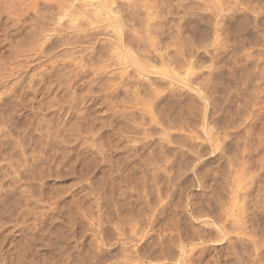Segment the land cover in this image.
Here are the masks:
<instances>
[{
	"label": "rangeland",
	"instance_id": "obj_1",
	"mask_svg": "<svg viewBox=\"0 0 264 264\" xmlns=\"http://www.w3.org/2000/svg\"><path fill=\"white\" fill-rule=\"evenodd\" d=\"M18 1L0 3V264H264V0Z\"/></svg>",
	"mask_w": 264,
	"mask_h": 264
},
{
	"label": "bare ground",
	"instance_id": "obj_2",
	"mask_svg": "<svg viewBox=\"0 0 264 264\" xmlns=\"http://www.w3.org/2000/svg\"><path fill=\"white\" fill-rule=\"evenodd\" d=\"M11 1H13V0H11ZM19 1H20V0H19ZM19 1H18V2H19ZM47 1H48V0H47ZM126 1H127V0H126ZM129 1H130V0H129ZM1 2H2V0H0V3H1ZM18 2H16V3H18ZM26 2H27V1H26ZM32 2H33V1H32ZM32 2H31V4H32ZM94 2H95V1H94ZM106 2L108 3V1H106V0H98V1L95 2V3H91V5H94V7H92V9H91V10H93L92 12L97 13L96 10H98V9L101 8V7L107 6V5H106V4H107ZM137 2H138V1H137ZM155 2H157V1H155ZM34 3L36 4V2H34ZM139 3H140V2H139ZM220 3H221V2H220ZM1 4H2V3H1ZM3 4H5V3H3ZM12 4H13V3H12ZM14 4H15V3H14ZM21 4H23V3H21ZM31 4H30V5H31ZM131 4H132V3H131ZM131 4H130V6L132 7L133 5H131ZM214 4H215V3H214ZM217 4H218V3H216V5H217ZM27 5H29V3H28ZM43 5H44V4H43ZM5 6H7V5H5ZM24 6H25V5H24ZM86 6H88V5H86ZM86 6H85V7H86ZM139 6H142V5H139ZM220 6H221V5H220ZM7 7H8V6H7ZM19 7H20V6H19ZM50 7H51V5H50ZM89 7H90V6H89ZM144 7H146V6H144ZM149 7H150V6H149ZM3 8H4V7H3ZM10 8H12V7H9V10H12V9H10ZM42 8H43V7H42ZM133 8H134V7H133ZM153 8H154V7H153ZM155 8H156V7H155ZM175 8H176V7H175ZM15 9H16V8H15ZM15 9H14V10H15ZM24 9H25V8H24ZM28 9H29V8H28ZM44 9H45V8H44ZM58 9H59V8H58ZM80 9H81V8H80ZM139 9H140V8H139ZM141 9H142V8H141ZM147 9H149V8H147ZM167 9H168V8H167ZM172 9H173V8H172ZM5 10H6V9H5ZM31 10H32V9H31ZM99 10H100V9H99ZM111 10H112V9H111ZM174 10H175V9H174ZM27 11H28V10H27ZM112 11H113V10H112ZM148 11H149V10H148ZM156 11H157V10H156ZM156 11H155V12H156ZM176 11H177V10H176ZM10 12H11V11H10ZM16 12H19V11H16ZM16 12H13V13H16ZM23 12H24V10H23ZM90 12H91V11H90ZM100 12H101V11H100ZM135 12H136V11H135ZM3 13H4V12H3ZM3 13H2V14H3ZM21 13H22V12H21ZM36 13H38V12H36ZM52 13H53V12H52ZM95 13H93V15H94ZM115 13H116V12H115ZM6 14H7V13H6ZM85 14H86V13H85ZM98 14H99V11H98ZM100 14H101V13H100ZM107 14H108V13H106V15H107ZM172 14H173V12H172ZM0 15H1V14H0ZM3 15H4V14H3ZM9 15L11 16V14H9ZM14 15H15V14H14ZM23 15H24V14H23ZM23 15H22V16H23ZM32 15H33V14H32ZM67 15H68V14H67ZM93 15H92V16H93ZM108 15L110 16V14H108ZM134 15H135V14H134ZM136 15H137V14H136ZM191 15H192V14H191ZM223 15H225V14H223ZM7 16H8V15H7ZM10 16H9V17H10ZM61 16H62V15H61ZM83 16H84V15H83ZM90 16H91V15H90ZM94 16H96V15H94ZM111 16H112V15H111ZM149 16H150V15H149ZM154 16H155V15H154ZM156 16H157V15H156ZM3 17H4V16H3ZM12 17H13V16H12ZM25 17H26V15H25ZM98 17H99V16H98ZM98 17H97V18H98ZM107 17H108V16H107ZM112 17H113V16H112ZM112 17H110V18H112ZM115 17H116V16H115ZM13 18H14V17H13ZM62 18H63V17H62ZM92 18H93V17H92ZM95 18H96V17H95ZM95 18H94V19H95ZM97 18H96L95 20H97ZM101 18H102V17H101ZM116 18H117V17H116ZM121 18H122V17H121ZM150 18H151V16H150ZM174 18H175V17H174ZM191 18H192V17H191ZM237 18H238V17H237ZM7 19H8V18H7ZM16 19H17V18H16ZM16 19H15V20H16ZM18 19H19V18H18ZM94 19H93V21H94ZM98 19H99V18H98ZM165 19H166V18H165ZM172 19H173V18H172ZM12 20H13V19H12ZM32 20H33V19H32ZM35 20H36V19H35ZM35 20H34V21H35ZM112 20H113V18H112ZM240 20H241V19H240ZM9 21H10V20H9ZM13 21H14V20H13ZM16 21H17V20H16ZM97 21H98V20H97ZM99 21H100V20H99ZM165 21H166V20H165ZM214 21H215V20H214ZM229 21H230V20H229ZM244 21H245V20H244ZM90 22H91V21H90ZM111 22H113V21H111ZM220 22H221V21H220ZM246 22H247V20H246ZM246 22H245V23H246ZM31 23H32V22H31ZM166 23H167V22H166ZM217 23H218V22H217ZM231 23H232V22H231ZM99 24H100V23H99ZM205 24H206V23H205ZM213 24H214V23H213ZM34 25H35V24H34ZM34 25H33V26H34ZM228 25H229V24H228ZM28 26H29V25H28ZM65 26H66V25H65ZM87 26H88V25H87ZM115 26H116V25H115ZM197 26H198V25H197ZM213 26H214V25H213ZM215 26H216V25H215ZM3 27H5V26H4V24L2 23V21H1V16H0V30L3 29ZM10 27H11V26H10ZM159 27H160V26H159ZM205 27H206V26H205ZM35 28H36V27H35ZM60 28H61V27H60ZM145 28H146V27H145ZM237 28H238V27H237ZM4 29H5V28H4ZM117 29H118V28H117ZM248 29H249V28H248ZM29 30L31 31V29H29ZM40 30H41V28H40ZM196 30H197V29H196ZM198 30H199V29H198ZM4 31H5V30H4ZM27 31H28V30H27ZM63 31H64V30H63ZM95 31H96V30H95ZM105 31H106V30H105ZM116 31H117V30H116ZM128 31H129V30H128ZM235 31H236V30H235ZM254 31H255V30H254ZM2 32H3V31H2ZM32 32H33V30H32ZM97 32H98V31H97ZM118 32H119V31H117V35H118L119 38H121V37L119 36L120 34H118ZM142 32H143V31H142ZM147 32H148V31H147ZM169 32H170V31H169ZM0 33H1V32H0ZM92 33H93V32H92ZM145 33H146V32H145ZM5 34H6V33H5ZM10 34H11V33H10ZM14 34H15V33H14ZM35 34H36V33H35ZM38 34H39V33H38ZM138 34H139V33H138ZM167 34H168V33H167ZM1 35H2V33H1ZM1 35H0V37H1ZM3 35H4V33H3ZM12 35H13V34H12ZM32 35H34V34H32ZM144 35H145V34H144ZM63 36H64V34H63ZM121 36H122V35H121ZM145 36H146V35H145ZM4 37H5V35H4ZM96 37H97V36H96ZM104 37H105V36H104ZM216 37H217V36H216ZM258 37H259V36H258ZM119 38H118V40H117L118 44H119V42H120V40H121V39L119 40ZM150 38H151V37H150ZM154 38H155V37H154ZM154 38H153V39H154ZM29 39H30V37H29ZM116 39H117V38H116ZM159 39H160V38H159ZM161 39H162V38H161ZM16 40H17V39H16ZM30 40H31V39H30ZM95 40H96V39H95ZM151 40H152V39H151ZM10 41H11V40H10ZM35 41H36V40H35ZM99 41H100V40H99ZM37 42H39V41H37ZM46 42H47V41H46ZM93 42H94V41H93ZM43 43H44V42H43ZM110 43H111V42H110ZM120 43H121V42H120ZM156 43H157V42H156ZM37 44H38V46H40L39 43H36V45H37ZM91 44H92V43H91ZM114 44H116V43H111L110 45H114ZM118 44H116L117 49H118V46H117ZM59 45H60V44H59ZM134 45H136V44H134ZM122 46H123V45H122ZM27 47H28V46H27ZM33 47H34V44H33ZM40 47H41V46H40ZM112 47H114V48L112 49V51L117 50L116 47H115V45L112 46ZM112 47H111V48H112ZM136 47H137V46H136ZM21 48H22V47H21ZM29 48H30V47H29ZM119 48H120V47H119ZM141 48H142V47H141ZM16 49H17V48H16ZM125 49H126V48H125ZM31 50H32V49H31ZM38 50H39V49H38ZM40 50H41V49H40ZM45 50H46V49H45ZM52 50H53V49H52ZM67 50H68V49H67ZM119 50H120V49H119ZM119 50H118V51H119ZM11 51H12V50H11ZM25 51H26V50H25ZM25 51H23V52H25ZM33 51H34V50H33ZM14 52H15V51H14ZM14 52H13V53H14ZM19 52H20V51H19ZM21 52H22V51H21ZM50 52H51V51H50ZM114 52H115V51H114ZM129 52H130V51H129ZM129 52H128V54H129ZM11 53H12V52H11ZM11 53H9V54L11 55ZM29 53H30V52H29ZM36 53H37V52H36ZM67 53H68V52H67ZM111 53H112V52H111ZM115 53H117V52H115ZM119 53H120V52H119ZM235 53H237V52H235ZM235 53H234V54H235ZM19 54H20V53H19ZM40 54H41V53H40ZM14 55H15V54H14ZM23 55H24V54H23ZM68 55H69V54H68ZM118 55H119V54H118ZM118 55H117V58L119 57V58H118L119 60H118L117 58H116V59L118 60V62H120V58L122 59V57H121L120 55H119V56H118ZM15 56H16V55H15ZM63 56H65V55H63ZM122 56H124V55H122ZM132 56H133V55H132ZM1 57H2V56H1ZM11 57H12V56H11ZM11 57H10V58H11ZM13 57H14V56H13ZM61 57H62V56H61ZM65 57H66V56H65ZM65 57H63V58H65ZM107 57H108V56H107ZM129 57L132 58V57H131V54L129 55ZM215 57H216V56H215ZM17 58H18V57H17ZM23 58H24V57H23ZM26 58H28V57L26 56ZM48 58H49V57H48ZM63 58H62V59H63ZM125 58H127V57H123L122 60H125ZM133 58H134V57H133ZM210 58H211V57H210ZM18 59H19V58H18ZM50 59H51V58H50ZM112 59H113V58H112ZM103 60H105V59H103ZM122 60H121L120 63L123 62ZM131 60H132V59H129L128 61H126V64H125V62H124L123 64H124V65H127V62H130V63L133 62L132 64H133L135 67H136V65H137V67L140 66L139 68H137V70L140 69V68L142 67V66L140 65L141 62H139V63H135V62H134L135 58H134L133 61H131ZM23 61H24V60H23ZM135 61H136V60H135ZM13 62H14V61H13ZM219 62H220V61H219ZM21 63H22V62H21ZM51 63H52V62H51ZM96 63H97V62H96ZM96 63H95V64H96ZM107 63H108V62H107ZM130 63H129V64H130ZM243 63H244V62H243ZM11 64H12V63H11ZM17 64H18V63H17ZM109 64H110V63H109ZM84 65H86V64H84ZM121 65H122V64H121ZM124 65H123V66H124ZM142 65H143V63H142ZM243 65H245V64H243ZM52 66H53V65H52ZM80 66H81V65H80ZM94 66H95V65H94ZM100 66H101V65H100ZM104 66H105V65H104ZM112 66H113V65H112ZM127 66H128V65H127ZM12 67H13V66H12ZM17 67H19V66L16 65V68H17ZM32 67H33V65H32ZM49 67H50V66H49ZM49 67H48V68H49ZM124 67H125V66H124ZM124 67H123V69H125ZM143 67H144V66H143ZM149 67H150V66H149ZM26 68H27V67H26ZM48 68H47V69H48ZM13 69H14V68H13ZM13 69H12V70H13ZM134 69H135V68H134ZM141 69L144 70L143 68H141ZM216 69H217V68H216ZM104 70H105V69H104ZM220 70H221V69H220ZM60 71H61V70H60ZM140 71H141V70H140ZM38 72H39V71H38ZM219 72H220V71H219ZM234 72H235V71H234ZM251 72H252V71H251ZM16 73H17V72H16ZM80 73H81V71H80ZM99 73H100V71H99ZM122 73H123V72H122ZM125 73H126V72H125ZM147 73H148V72H147ZM10 74H11V72H10ZM10 74H9V75H10ZM14 74H15V73H14ZM21 74H22V73H21ZM41 74H42V73H41ZM44 74H45V73H44ZM46 74H47V73H46ZM46 74H45V75H46ZM81 74H82V73H81ZM94 74H95V73H94ZM97 74H98V73H97ZM221 74H222V73H221ZM16 75H17V74H16ZM26 75H27V74H26ZM29 75H30V74H29ZM34 75H35V74H34ZM42 75H43V74H42ZM124 75H125V74H124ZM7 76H8V75H7ZM10 76H11V75H10ZM19 76H20V75H19ZM31 76H32V74H31ZM40 76H41V75H40ZM4 77H5V76H4ZM28 77H30V76H28ZM28 77L26 76V78H28ZM36 77H37V76H36ZM43 77H44V76H43ZM244 77H246V76H244ZM0 78H1V77H0ZM13 78H14V77H13ZM37 78H38V77H37ZM41 78H42V77H41ZM127 78H128V77H127ZM2 79H3V78H2ZM5 79H7V78H5ZM17 79H19V78H17ZM22 79H23V76H22ZM31 79H32V78H31ZM31 79H30V81H32L34 78H33L32 80H31ZM59 79H60V78H59ZM36 80H37V79H36ZM40 80H41V79H40ZM0 81H1V80H0ZM5 81H6V80H5ZM13 81H14V79H13ZM13 81H12V82H13ZM25 81H26V80H25ZM54 81H55V80H54ZM26 82H27V81H26ZM26 82H25V83H26ZM33 82H34V80H33ZM37 82H38V81H37ZM43 82H44V81H43ZM8 83H9V82H8ZM45 83H46V82H45ZM58 83H59V82H58ZM115 83H116V82H115ZM247 83H248V81H247ZM247 83H246V84H247ZM249 83H250V82H249ZM14 84H15V83H14ZM18 84H19V82H18ZM27 84H28V85L25 84V85L27 86V88H28L27 90H28V91H29V90L34 91V88L32 89L33 85L29 84V79H28V83H27ZM36 84H37V83H36ZM215 84H216V83H215ZM243 84H244V83H243ZM12 85H13V84H12ZM12 85H11V86H12ZM13 86H14V85H13ZM106 86H107V85H106ZM212 86H214V85H212ZM243 86H244V85H243ZM246 86H247V85H246ZM67 87H68V86H67ZM67 87H66V88H67ZM103 87H104V86H103ZM241 87H242V86H241ZM17 88H18V87H17ZM25 88H26V87H24L23 89H25ZM107 88H108V87H107ZM193 88H194V87H193ZM245 88H246V87H245ZM7 89H8V88H7ZM13 89H14V88H13ZM36 89H37V88H36ZM48 89H49V88H48ZM105 89H106V88H105ZM113 89H114V88H113ZM241 89H242V88H241ZM11 90H12V89H11ZM72 90H73V89H72ZM103 90H104V89H103ZM17 91H18V90H17ZM28 91H26V89H25V93H26V92L28 93ZM32 91H30V92H32ZM114 91H115V90H114ZM126 91H127V88H126ZM253 91H254V90H253ZM20 92H21V91H20ZM20 92H19V93H20ZM34 92H35V91H34ZM37 92H38V91H37ZM137 92H138V91H137ZM139 92H140V91H139ZM45 93H46V92H45ZM129 93H130V92H129ZM191 93H192V92H191ZM23 94H24V93H23ZM29 94H30V93H29ZM32 94H33V92H32ZM32 94H31V95H32ZM41 94H42V93H41ZM125 94H126V93H125ZM134 94H135V93H134ZM137 94H138V93H137ZM20 95H21V94H20ZM39 95H40V94H39ZM105 95H106V94H105ZM138 95H139V94H138ZM138 95H137V96H138ZM250 95H251V94H250ZM24 96H26V95H24ZM32 96H33V95H32ZM188 96H189V95H188ZM22 97H23V96H22ZM71 97H72V96H71ZM73 97H74V96H73ZM25 98H26V97H25ZM31 98H32V97H31ZM155 98H156V97H155ZM250 98H251V97H250ZM29 99H30V96H29ZM48 99H49V98H48ZM79 99H80V98H79ZM79 99H78V100H79ZM252 99H253V98H252ZM30 100H31V99H30ZM30 100H29V101H30ZM32 100H34V99L32 98ZM89 100H90V99H89ZM134 100H135V99H134ZM193 100H194V99H193ZM24 101H25V100H24ZM29 101H28V102H29ZM93 101H94V100H93ZM210 101H211V100H210ZM25 102H26V101H25ZM30 102H31V101H30ZM41 102H42V101H41ZM83 102H84V101H83ZM98 102H99V101H98ZM256 102H258V101H256ZM32 103H33V102H32ZM35 103H36V102H35ZM63 103H64V102H63ZM100 103H101V102H100ZM108 103H110V102H108ZM248 103H249V102H248ZM29 104H30V103H29ZM72 104H73V103H72ZM95 104H96V103H95ZM135 104H136V103H135ZM211 104H212V103H211ZM250 104H251V103H250ZM18 105H19V104H18ZM22 105H23V104H22ZM40 105H41V104H40ZM20 106H21V105H20ZM233 106H234V105H233ZM14 107H15V106H14ZM26 107H27V105H26ZM30 107H31V106H30ZM77 107H79V106H76V108H77ZM80 107H81V105H80ZM260 107H261V106H260ZM110 108H111V107H110ZM234 108H236V107H234ZM34 109H35V108H34ZM92 109H93V108H92ZM215 109H216V108H215ZM261 109H262V108H261ZM107 110H108V109H107ZM107 110H106V111H107ZM112 110H113V109H112ZM112 110H111V111H112ZM212 110H213V109H212ZM217 110H218V109H217ZM232 110H233V109H232ZM234 110H235V109H234ZM262 110H263V109H262ZM109 111H110V109H109ZM238 111H239V110H238ZM238 111H237V112H238ZM19 112H20V111H19ZM103 112H104V111H103ZM233 112H234V111H233ZM259 112H260V111H259ZM261 112H262V111H261ZM22 113H23V112H22ZM39 113H40V112H39ZM64 113H65V112H64ZM85 113H86V112H85ZM217 113H218V112H217ZM228 113H229V112H228ZM120 114H121V113H120ZM219 114H220V113H219ZM34 115H35V114H34ZM261 115H262V114H261ZM228 116H229V115H228ZM256 116H257V115H256ZM203 117H204V115H203ZM231 117H232V116H230V118H231ZM234 117H235V116H234ZM46 118H47V117H46ZM99 118H100V117H99ZM109 118H111V117H109ZM112 118H113V117H112ZM119 118H120V117H119ZM245 118H246V117H245ZM30 119H31V118H30ZM191 119H192V118H191ZM235 120H236V119H235ZM125 121H126V120H125ZM193 121H194V120H193ZM217 121H218V120H217ZM46 122H47V121H46ZM90 124H91V123H90ZM125 124H126V123H125ZM18 125H19V124H18ZM24 125H25V124H24ZM74 125H75L76 127H78L77 124H74ZM81 125H82V124H81ZM86 125H87V124H86ZM248 125H249V124H248ZM27 126H28V125H27ZM37 126H38V124H37ZM68 126H69V125H68ZM1 127H2V126H1ZM71 127H72V126H71ZM241 127H242V126H241ZM244 127H245V126H244ZM244 127H243V128H244ZM246 127H247V126H246ZM248 127L250 128V126H248ZM30 128H31V127H30ZM39 128H40V127H39ZM61 128H62V127H61ZM74 128H75V127H74ZM120 128H121V126H120ZM120 128H119V129H120ZM125 128H126V127H125ZM0 129H1V128H0ZM75 129H76V128H75ZM115 129H116V128H115ZM246 129H247V128H246ZM71 130H72V129H71ZM73 130H74V129H73ZM73 130H72V131H73ZM120 130H122V129H120ZM45 131H46V130H45ZM74 131H75V130H74ZM78 131H79V130H76V132H78ZM237 131H238V130H237ZM45 133H46V132H45ZM45 133H44V134H45ZM50 133H51V132H50ZM240 133H241V132H240ZM47 134L49 135V133H47ZM47 134H46V135H47ZM61 134H62V133H61ZM81 134H82V133H81ZM102 134H104V133H102ZM102 134H101V135H102ZM233 134H234V133H233ZM75 135H76V133H75ZM94 135H95V132H94ZM207 135H208V134H207ZM236 135H237V134H236ZM245 135H246V134H245ZM78 136H79V135H78ZM80 136H81V135H80ZM108 136H109V135H108ZM127 136H128V135H127ZM238 136H239V134H238ZM247 136H248V135H247ZM48 137H49V136H48ZM55 137H56V136H55ZM113 137H114V135H113ZM207 137H208V136H207ZM210 137H211V136H210ZM245 137H246V136H245ZM74 138H75V137H74ZM78 138H79V137H78ZM90 138H91V137H90ZM51 139H52V138H51ZM112 139H113V138H112ZM246 139H247V138H246ZM12 140H13V139H12ZM12 140H11V142H12ZM76 140H77V139H76ZM76 140H75V141H76ZM87 140H88V139H87ZM91 140H92V139H91ZM121 140H122V139H121ZM28 141H29V140H28ZM209 141H210V140H209ZM13 142H14V141H13ZM45 142H46V141H45ZM63 142H64V140H63ZM72 142H73V141H72ZM83 142H84V141H83ZM99 142H100V141H99ZM130 142H131V141H130ZM143 142H144V141H143ZM219 142H220V141H219ZM261 142H262V141H261ZM2 143H3V142H2ZM37 143H38V142H37ZM79 143H80V142H79ZM85 143H86V142H85ZM183 143H184V142H183ZM183 143H182V144H183ZM51 144H52V143H51ZM67 144H68V143H67ZM262 144L264 145V143H262ZM262 144H260V147H261ZM13 145H14V144H13ZM31 145H32V144H31ZM35 145H36V144H35ZM101 145H102V144H101ZM127 145H128V144H127ZM143 145H144V144H143ZM263 145H262V148H264ZM17 146H18V145H17ZM37 146H38V145H37ZM86 146H87V145H86ZM129 146H130V145H129ZM156 146H157V145H156ZM215 146H216V145H215ZM38 147H39V146H38ZM51 147H52V146H51ZM82 147H83V146H82ZM147 147H148V146H147ZM234 147H235V146H234ZM242 147H243V146H242ZM45 148H46V147H45ZM45 148H44V149H45ZM149 148H151V146H150ZM250 148H252V147H250ZM0 149H1V148H0ZM47 149H48V148H47ZM115 149H116V148H115ZM191 149H192V147H191ZM229 149H230V148H229ZM236 149H237V148H236ZM8 150H9V148H8ZM251 150H252V149H251ZM57 151H58V150H57ZM147 151H148V150H147ZM11 152H12V151H11ZM15 152H17V151H15ZM74 152H75V151H74ZM153 152H154V151H153ZM191 152H192V151H191ZM199 152H200V151H199ZM236 152H237V150H236ZM53 153H54V152H53ZM61 153H62V152H61ZM148 153H149V152H148ZM230 153H231V152H230ZM256 153H257V152H256ZM260 153H261V152H259V154H260ZM8 154H9V153H8ZM16 154H17V153H16ZM50 154H51V153H50ZM135 154H136V153H135ZM150 154H151V152H150ZM233 154H234V153H233ZM262 154H264V153H262ZM262 154L260 155L261 157H262ZM69 155H70V154H69ZM179 155H180V154H179ZM195 155H196V154H195ZM248 155H249V154H248ZM252 155H253V154H252ZM48 156H49V155H48ZM62 156H63V155H62ZM116 156H118V155H116ZM187 156H188V153H187ZM190 156H191V155H190ZM231 156H232V155H231ZM260 156H259V157H260ZM15 157H16V156H15ZM94 157H95V156H94ZM145 157H146V156H145ZM247 157H248V156H247ZM20 158H22V157H20ZM20 158H19V159H20ZM69 158H70V157H69ZM188 158H189V157H188ZM233 158H234V157H233ZM238 158H239V157H238ZM238 158H237V159H238ZM242 158H243V157H242ZM3 159H4V157H3ZM12 159H13V158H12ZM46 159H47V158H46ZM75 159H76V158H75ZM234 159H235V158H234ZM234 159H233V162H234ZM261 159H262V158H261ZM21 160H22V159H21ZM27 160H28V159H27ZM59 160H60V159H59ZM146 160H147V159H146ZM263 160H264V159H263ZM14 161H15V160H14ZM31 161H32V160H31ZM31 161H30V162H31ZM34 161H35V160H34ZM228 161H229V160H228ZM48 162H49V161H48ZM123 162H124V161H123ZM139 162H140V164H141V161H139ZM262 162H263V161H262ZM115 163H116V161H115ZM17 164H18V163H17ZM25 164H26V163H25ZM105 164H106V163H105ZM113 164H114V163H113ZM146 164H147V163H146ZM154 164H155V163H154ZM225 164H226V163H225ZM227 164H228V163H227ZM245 164H246V163H245ZM254 164H255V163H254ZM263 164H264V163H263ZM5 165H6V164H5ZM28 165H29V164H28ZM33 165H34V164H33ZM40 165H41V164H40ZM192 165H194V164H192ZM41 166H42V165H41ZM84 166H85V165H84ZM139 166H140V165H139ZM187 166H188V165H187ZM235 166H236V165H235ZM245 166H246V165H245ZM254 166H255V165H254ZM11 167H12V166H11ZM19 167H20V166H19ZM58 167H59V166H58ZM74 167H75V166H74ZM102 167H103V166H102ZM118 167H119V166H118ZM156 167H157V166H156ZM255 167H256V166H255ZM2 168H3V167H2ZM38 168H39V167H38ZM40 168H41V167H40ZM119 168H120V167H119ZM122 168H123V167H122ZM124 168H125V167H124ZM4 169H5V168H4ZM11 169H12V168H11ZM16 169H17V168H16ZM155 169H157V168H155ZM244 169H245V168H244ZM19 170H20V168H19ZM200 170H201V169H200ZM226 170H227V169H226ZM235 170H236V168H235ZM90 171H91V170H90ZM141 171H142V170H141ZM11 172H12V170H11ZM13 172H14V171H13ZM15 172H16V171H15ZM45 172H46V171H45ZM125 172H127V171H125ZM139 172H140V171H139ZM227 172H228V171H227ZM2 173H3V172H2ZM195 173H196V172H195ZM230 173H231V172H230ZM248 173H249V172H248ZM196 174H197V173H196ZM215 174H216V173H215ZM227 174H228V173H227ZM132 175H133V174H132ZM150 175H151V174H150ZM234 175H235V174H234ZM16 176H17V175H16ZM55 176H56V175H55ZM180 176H181V175H180ZM211 176H212V175H211ZM12 177H13V176H12ZM28 177H29V175H28ZM33 177H34V176H33ZM122 177H123V176H122ZM198 177H199V176H198ZM14 178H15V177H14ZM5 179H6V178H5ZM29 179H30V177H29ZM200 179H201V178H200ZM179 180H180V179H179ZM229 180H230V179H229ZM157 181H158V180H157ZM231 181H232V180H231ZM249 181H250V180H249ZM249 181H248V182H249ZM38 182H39V181H38ZM226 183H227V182H226ZM235 183H236V182H235ZM251 183H252V182H251ZM251 183H250V184H251ZM116 184H117V183H116ZM120 184H121V183H120ZM136 184H137V183H136ZM239 184H240V183H239ZM252 184H253V183H252ZM13 185H14V184H13ZM13 185H12V186H13ZM33 185H34V184H33ZM106 185H107V184H106ZM153 185H154V184H153ZM228 185H229V184H228ZM247 185H248V184H247ZM255 185H256V184H255ZM14 186H15V185H14ZM17 186H18V185H17ZM21 186H22V185H21ZM25 186H26V185H25ZM28 186H29V185H28ZM47 186H48V185H47ZM66 186H67V185H66ZM155 186H156V185H155ZM245 186H246V185H245ZM39 187H40V186H39ZM41 187H42V186H41ZM238 187H239V186H238ZM242 187H243V186H242ZM29 188H30V187H29ZM153 188H154V187H153ZM206 188H207V187H206ZM210 188H211V187H210ZM224 188H225V187H224ZM226 188H227V187H226ZM228 188H229V186H228ZM244 188H245V187H244ZM251 188H252V187H251ZM38 189H39V188H38ZM148 189H149V188H148ZM241 189H242V188H241ZM241 189H240V190H241ZM26 190H27V189H26ZM34 190H35V189H34ZM79 190H80V188H79ZM149 190H150V189H149ZM156 190H158V189H156ZM212 190H214V189H212ZM215 190H216V189H215ZM252 190H253V189H252ZM255 190H256V193H257V194H259V195H261V196L264 195V187H257V189H255ZM94 191H95V190H94ZM109 191H110V190H109ZM217 191H218V190H217ZM250 191H251V190H250ZM19 192H20V191H19ZM30 192H31V191H30ZM154 192H155V191H154ZM154 192H153V193H154ZM220 192H221V191H220ZM108 193H109V192H108ZM108 193H107V194H108ZM127 193H128V192H127ZM242 193H244V192H242ZM249 193H250V192H249ZM48 194H49V193H48ZM226 194H227V193H226ZM244 195H245V194H244ZM4 196H5V194H4ZM19 196H20V195H19ZM25 196H27V195H25ZM36 196H37V195H36ZM83 196H84V195H83ZM112 196H113V195H112ZM157 196H158V195H157ZM178 196H179V195H178ZM0 197H1V196H0ZM60 197H61V196H60ZM188 197H189V196H188ZM251 197H252V196H251ZM6 198H7V197H6ZM23 198H24V197H23ZM109 198H110V197H109ZM114 198H115V197H114ZM132 198H133V197H132ZM123 199H124V198H123ZM125 199H126V198H125ZM155 199H156V198H155ZM155 199H154V200H155ZM189 199H190V198H189ZM248 199H249V198H248ZM256 199H257V198H256ZM7 200H8V199H7ZM100 200H101V199H100ZM154 200H153V201H154ZM178 200H179V199H178ZM191 200H192V199H191ZM208 200H209V199H208ZM104 201H105V200H104ZM121 201H122V200H121ZM128 201H129V200H128ZM132 201H133V200H132ZM189 201H190V200H189ZM239 201H240V200H238V202H239ZM258 201H259V200H258ZM14 202H15V201H14ZM106 202H107V200H106ZM164 202H165V201H164ZM221 202H222V201H221ZM227 202H228V201H227ZM260 202H261V201H260ZM260 202H259V203H260ZM9 203H10V202H9ZM66 203H67V202H66ZM115 203H116V202H115ZM194 203H195V202H194ZM194 203H192V204H194ZM205 203H206V202H205ZM240 203H241V202H240ZM253 203H254V202H253ZM17 204H18V203H17ZM98 204H99V203H98ZM108 204H109V202H108ZM135 204H136V203H135ZM138 204H139V203H138ZM192 204H191V205H192ZM206 204H207V203H206ZM226 204H227V203H226ZM232 204H233V203H232ZM243 204H244V203H243ZM256 204H257V202H256ZM106 205H107V204H106ZM158 205H159V204H158ZM200 205H201V204H200ZM245 205H246V203H245ZM19 206H20V204H19ZM119 206H120V205H119ZM140 206H141V205H140ZM196 206H197V204H196ZM207 206H208V205H207ZM227 206H228V205H227ZM232 206H233V205H232ZM75 207H76V206H75ZM199 207H200V206H199ZM202 207H203V206H202ZM23 208H24V207H23ZM70 208H71V207H70ZM91 208H92V206H91ZM110 208H111V207H110ZM110 208H109L108 210H110ZM144 208H145V207H144ZM146 208H147V207H146ZM146 208H145V209H146ZM179 208H180V207H179ZM30 209H31V208H30ZM34 209H35V208H34ZM34 209H33V210H34ZM58 209H59V208H58ZM89 209H90V208H89ZM147 209H148V208H147ZM156 209H157V208H156ZM159 209H160V208H159ZM231 209H232V208H231ZM237 209H238V208H237ZM257 209H258V208H257ZM65 210H66V209H65ZM65 210H64V211H65ZM78 210H79V209H78ZM92 210H93V209H92ZM106 210H107V209H106ZM208 210H209V209H208ZM29 211H30V210H29ZM31 211H32V210H31ZM51 211H52V210H51ZM137 211H138V210H137ZM137 211H136V212H137ZM146 211H147V210H146ZM160 211H161V210H160ZM215 211H216V210H215ZM230 211H231V210H230ZM241 211H242V210H241ZM259 211H260V210H259ZM37 212H38V211H37ZM139 212H140V210H139ZM142 212H143V210H142ZM154 212H155V211H154ZM171 212H172V210H171ZM196 212H197V211H196ZM200 212H201V211H200ZM206 212H207V211H205V213H206ZM236 212H237V211H236ZM242 212H243V211H242ZM4 213H5V212H4ZM23 213H25V212H23ZM53 213H54V212H53ZM64 213H66V212H64ZM94 213H95V212H94ZM110 213H111V212H110ZM177 213H178V212H177ZM203 213H204V212H203ZM210 213H211V212H210ZM219 213H220V212H219ZM253 213H254V212H253ZM33 214L35 215L34 212H33ZM33 214H32V215H33ZM44 214H45V213H44ZM44 214H43V216H44ZM49 214H50V213H49ZM82 214H83V213H82ZM174 214H175V213H174ZM8 215H9V214H8ZM55 215H56V214H55ZM95 215H96V214H95ZM156 215H157V214H156ZM215 215H216V214H215ZM0 216H1V215H0ZM5 216H6V215H5ZM25 216H26V215H25ZM25 216H24V217H25ZM40 216H41V215H40ZM65 216H66V215H65ZM142 216H143V215H142ZM160 216H161V215H160ZM194 216H195V215H194ZM205 216H206V215H205ZM217 216H219V215H217ZM232 216H233V215H232ZM234 216H235V215H234ZM242 216H243V214H242ZM11 217H12V216H11ZM29 217H30V216H29ZM105 217H106V216H105ZM123 217H124V216H123ZM229 217H230V216H229ZM250 217H252V216H250ZM257 217H258V216H257ZM22 218H23V216H22ZM32 218H33V217H32ZM41 218H42V217H41ZM96 218H97V216H96ZM111 218H112V217H111ZM111 218H110V219H111ZM179 218H180V217H179ZM261 218H262V217H261ZM2 219H3V218H2ZM24 219H25V218H24ZM39 219H40V218H39ZM45 219H46V218H45ZM51 219H52V218H51ZM73 219H74V218H73ZM221 219H222V218H221ZM235 219H236V216H235ZM35 220H36V219H35ZM54 220H55V219H54ZM68 220H69V219H68ZM121 220H122V219H121ZM219 220H220V219H219ZM236 220H237V219H236ZM239 220H240V219H239ZM242 220H243V219H242ZM254 220H255V218H254ZM263 220H264V219H263ZM24 221H25V220H24ZM31 221H32V220H31ZM40 221H41V220H40ZM63 221H64V220H63ZM123 221H124V220H123ZM251 221H252V220H251ZM66 222H67V221H66ZM223 222H224V221H223ZM235 222H236V221H235ZM244 222H245V220H244ZM32 223H33V222H32ZM40 223H41V222H40ZM107 223H108V221H107ZM109 223H110V222H109ZM109 223H108V224H109ZM111 223H112V222H111ZM249 223H250V222H249ZM263 223H264V222H263ZM67 224H68V223H67ZM118 224H119V223H118ZM150 224H151V223H150ZM237 224H238V223H237ZM237 224H236V225H237ZM245 224H246V223H245ZM245 224H244V225H245ZM102 225H104V224H102ZM229 225H231V224H229ZM234 225H235V224H234ZM241 225H243V224H241ZM241 225H240V226H241ZM231 226H232V225H231ZM240 226H239V227H240ZM33 227H34V226H33ZM191 227H192V226H191ZM229 227H230V226H229ZM234 227H235V226H234ZM237 227H238V226H237ZM245 227H246V226H245ZM48 228H49V227H48ZM254 228H255V227H254ZM52 229H53V228H52ZM70 229H71V228H70ZM237 229H238V228H237ZM241 229H243V228H241ZM68 230H69V229H68ZM243 230H244V229H243ZM253 230H254V229H253ZM42 231H43V230H42ZM69 231H70V230H69ZM214 231H215V230H214ZM231 231H232V230H231ZM250 231H252V230H250ZM250 231H249V233H250ZM192 232H193V231H192ZM235 232H237V231H235ZM235 232H234V233H235ZM257 232H258V231H257ZM198 233H199V232H198ZM202 233H203V232H202ZM222 233H223V232H222ZM229 233H230V231H229ZM240 233H241V232H240ZM48 234H49V233H48ZM69 234H70V233H69ZM72 234H73V233H72ZM219 234H220V233H219ZM237 234H238V233H237ZM258 234H259V232H258ZM262 234H263V233H262ZM262 234H261V235H262ZM35 235H36V234H35ZM42 235H43V234H42ZM60 235H62V234H60ZM64 235H65V234H64ZM70 235H71V234H70ZM193 235H194V234H193ZM211 235H212V234H211ZM239 235H240V234H239ZM248 235H249V234H248ZM197 236H198V235H197ZM204 236H205V235H204ZM250 236H251V235H250ZM256 236H257V235H256ZM219 237H220V235H219ZM238 237H239V236H238ZM41 238H42V237H41ZM59 238H60V237H59ZM64 238H65V237H64ZM209 238H210V237H209ZM250 238H251V237H250ZM252 238H253V237H252ZM254 238H255V237H254ZM47 239H48V238H47ZM57 239H58V238H57ZM61 239H62V237H61ZM67 239H68V238H67ZM180 239H181V238H180ZM214 239H215V238H214ZM218 239H219V238H218ZM225 239H226V238H225ZM243 239H244V238H243ZM29 240H30V239H29ZM212 240H213V239H212ZM220 240H221V239H220ZM244 240H245V239H244ZM244 240H243V241H244ZM252 240H253V239H252ZM20 241H21V240H20ZM49 241H50V239H49ZM166 241H167V240H166ZM215 241H216V240H215ZM229 241H230V240H229ZM10 242H11V241H10ZM27 242H28V240H27ZM61 242H62V241H61ZM254 242H255V241H254ZM259 242H261V241H259ZM30 243H31V242H30ZM33 243H34V241H33ZM108 243H109V242H108ZM212 243H213V242H212ZM251 243H252V242H251ZM52 244H53V243H52ZM62 244H63V243H62ZM103 244H104V243H103ZM105 244H106V243H105ZM118 244H120V243H118ZM159 244H160V243H159ZM167 244H168V243H167ZM226 244H227V243H226ZM231 244H232V243H231ZM254 244H255V243H254ZM259 244H260V243H259ZM262 244H263V243H262ZM22 245H24V244H22ZM27 245H28V244H27ZM27 245H26V246H27ZM88 245H89V244H88ZM156 245H157V244H156ZM197 245H198V244H197ZM197 245H196V246H197ZM210 245H211V244H210ZM252 245H253V244H252ZM252 245H251V246H252ZM2 246H3V245H2ZM7 246H8V245H7ZM9 246H10V245H9ZM14 246H15V245H14ZM38 246H39V245H38ZM63 246H64V245H63ZM92 246H93V245H92ZM95 246H96V245H95ZM202 246H203V245H202ZM202 246H201V247H202ZM230 246H231V245H230ZM233 247H234V246H233ZM252 247H253V246H252ZM5 248H6V247H5ZM30 248H31V247H30ZM156 248H158V247H156ZM161 248H162V247H161ZM18 249H19V248H18ZM71 249H72V248H71ZM201 249H202V248H201ZM258 249H259V248H257V250H258ZM90 250H91V249H90ZM95 250H96V249H95ZM172 250H173V249H172ZM199 250H200V249H199ZM234 250H235V249H234ZM17 251H18V250H17ZM19 251H20V250H19ZM23 251L25 252V250H23ZM96 251H97V250H96ZM165 251H166V250H165ZM175 251H176V250H175ZM201 251H202V250H201ZM201 251H199V252H201ZM228 251H229V250H228ZM231 251H232V250H231ZM255 251H256V250H255ZM35 252H36V250H35ZM54 252H55V251H54ZM65 252H66V251H65ZM171 252H172V251H171ZM171 252H170V253H171ZM235 252H237V251H235ZM241 252H242V251H241ZM249 252H250V251H249ZM257 252H258V251H257ZM66 253H67V252H66ZM66 253H65V254H66ZM69 253H70V252H69ZM226 253H227V251H226ZM262 253H263V252H262ZM11 254H12V253H11ZM21 254H22V257H23L24 253H23V252H20V256H21ZM42 254H43V253H42ZM108 254H109V253H108ZM110 254H111V253H110ZM219 254H220V252H219ZM232 254H233V253H232ZM234 254H235V253H234ZM234 254H233V255H234ZM256 254H257V253H256ZM103 255H104V254H103ZM246 255H247V254H246ZM261 255H262V254H261ZM17 256H18V255H17ZM62 256H63V254H62ZM74 256H75V255H74ZM81 256H82V255H81ZM91 256H92V255H91ZM199 256H200V255H199ZM207 256H208V255H207ZM252 256H253V255H252ZM252 256H251V257H252ZM44 257H45V256H44ZM68 257H69V256H68ZM235 257H236V256H235ZM80 258H81V257H80ZM88 258H89V257H88ZM176 258H177V257H176ZM200 258H201V256H200ZM224 258H225V257H224ZM257 258H258V257H257ZM10 259H11V258H10ZM13 259H14V258H13ZM15 259H16V258H15ZM15 259H14V260H15ZM20 259H21V257H20ZM45 259H46V258H45ZM67 259H68V258H67ZM103 259H104V258H103ZM211 259H212V258H211ZM247 259H248V258H247ZM255 259H256V258H255ZM25 260H27V258H25ZM54 260H55V259H54ZM76 260H77V259H76ZM79 260H80V259H79ZM123 260H124V259H123ZM128 260H129V259H128ZM176 260H177V259H176ZM185 260H186V259H185ZM214 260H215V259H214ZM258 260H259V259H258ZM262 260H263V259H262ZM22 261H23V260H22ZM49 261H50V260H49ZM60 261H63V260H60ZM66 261H67V260H66ZM82 261H83V260H82ZM125 261H126V260H125ZM174 261H175V260H174ZM207 261H208V260H207ZM224 261H225V260H224ZM13 262H14V261H13ZM42 262H43V261H42ZM182 262H183V261H182ZM261 262H262V261H261ZM25 264H26V263H25ZM40 264H41V263H40ZM55 264H56V263H55ZM182 264H183V263H182ZM199 264H204V263H203V260H201V261L199 262ZM251 264H252V263H251ZM254 264H255V263H254ZM257 264H259V263H257Z\"/></svg>",
	"mask_w": 264,
	"mask_h": 264
}]
</instances>
